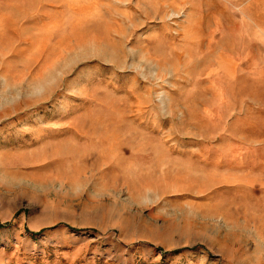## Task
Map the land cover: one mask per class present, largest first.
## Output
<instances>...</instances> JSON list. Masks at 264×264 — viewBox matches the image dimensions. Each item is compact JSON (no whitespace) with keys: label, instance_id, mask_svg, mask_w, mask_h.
Wrapping results in <instances>:
<instances>
[{"label":"rangeland","instance_id":"1","mask_svg":"<svg viewBox=\"0 0 264 264\" xmlns=\"http://www.w3.org/2000/svg\"><path fill=\"white\" fill-rule=\"evenodd\" d=\"M0 264H264V0H0Z\"/></svg>","mask_w":264,"mask_h":264}]
</instances>
